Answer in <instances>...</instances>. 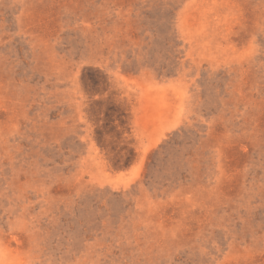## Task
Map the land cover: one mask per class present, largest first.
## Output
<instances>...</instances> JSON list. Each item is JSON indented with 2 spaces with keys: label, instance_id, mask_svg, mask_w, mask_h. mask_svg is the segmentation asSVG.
Listing matches in <instances>:
<instances>
[{
  "label": "rangeland",
  "instance_id": "1",
  "mask_svg": "<svg viewBox=\"0 0 264 264\" xmlns=\"http://www.w3.org/2000/svg\"><path fill=\"white\" fill-rule=\"evenodd\" d=\"M0 264H264V0H0Z\"/></svg>",
  "mask_w": 264,
  "mask_h": 264
}]
</instances>
